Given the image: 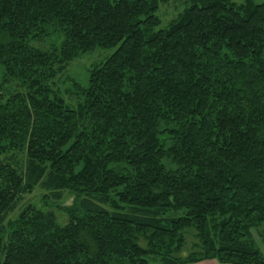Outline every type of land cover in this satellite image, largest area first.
Listing matches in <instances>:
<instances>
[{
	"label": "trees",
	"instance_id": "trees-1",
	"mask_svg": "<svg viewBox=\"0 0 264 264\" xmlns=\"http://www.w3.org/2000/svg\"><path fill=\"white\" fill-rule=\"evenodd\" d=\"M169 1L0 0L23 89L0 88V264H264V1L187 0L163 25ZM96 48L116 49L69 104L56 78ZM39 185L73 196L66 222L8 218Z\"/></svg>",
	"mask_w": 264,
	"mask_h": 264
},
{
	"label": "rangeland",
	"instance_id": "rangeland-1",
	"mask_svg": "<svg viewBox=\"0 0 264 264\" xmlns=\"http://www.w3.org/2000/svg\"><path fill=\"white\" fill-rule=\"evenodd\" d=\"M186 1L187 0H170L168 3L162 4L160 6L158 15L161 17L163 21V25L169 23L173 18H175L178 15L179 12L183 10ZM233 1L237 3L242 2V0H233ZM257 1L263 2L264 0H257ZM53 40L56 41L58 44L61 43V37L59 36V34L57 35L54 34L53 37L46 39L43 42L36 43L34 45L38 47H47L53 44ZM115 49L116 48H109V49L96 48L95 50L85 53L81 57H78L69 65L68 69L65 72L59 74V76L56 78L57 87L60 89L61 94L64 96V98L69 104H75L77 100L75 90L73 88L74 87L73 82H78L82 86H85L88 83L90 69L93 66L101 64L107 57H109L115 51ZM0 88L6 95H9L10 93L17 91H23V89L19 86V83L17 81L5 80L4 69L1 65H0ZM48 193L49 192L45 190L42 186L40 185L37 186L32 193L27 194L23 197L16 211L10 214L8 218H12V219L15 218L23 206L31 203L38 208H48L54 211L59 220H61L62 222H66L67 217L65 213L58 208V205L70 206L73 203V196L68 192H64L63 198L61 200L57 201L52 198H48V200H50L49 202L50 204L45 205L43 199L45 198V195ZM253 233L256 241L259 244V247L264 253L263 243L259 239L257 233L255 231H253ZM198 242L199 241L196 238V231L191 230L190 232H188L186 234V245L181 251L180 256L187 257L193 251L199 250L197 247ZM196 264H222V263H220L217 259H208Z\"/></svg>",
	"mask_w": 264,
	"mask_h": 264
}]
</instances>
